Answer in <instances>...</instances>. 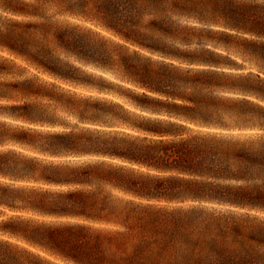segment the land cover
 Instances as JSON below:
<instances>
[{
	"label": "trees",
	"instance_id": "trees-1",
	"mask_svg": "<svg viewBox=\"0 0 264 264\" xmlns=\"http://www.w3.org/2000/svg\"><path fill=\"white\" fill-rule=\"evenodd\" d=\"M262 73L264 0H0V264H264Z\"/></svg>",
	"mask_w": 264,
	"mask_h": 264
},
{
	"label": "rangeland",
	"instance_id": "rangeland-1",
	"mask_svg": "<svg viewBox=\"0 0 264 264\" xmlns=\"http://www.w3.org/2000/svg\"><path fill=\"white\" fill-rule=\"evenodd\" d=\"M81 23L80 24H82V25H84V26H88V27H91V28H93L95 31H99V32H101L102 34L101 35H104L105 37H107L108 39H114V40H117V41H119V36H115L112 32H110V31H108L107 29H105L104 27H102L101 25H99V24H95L94 22H92V21H80ZM62 24V22L61 21H59V25H61ZM197 25H199V24H197ZM59 56H61V58H63V59H65V60H69V61H71V62H74V59L73 58H66L64 55H62V54H60ZM24 65H26V64H24ZM30 69H36V68H34V67H30ZM87 69H91V68H87ZM254 70H257V69H254ZM262 75L264 76V74L262 73Z\"/></svg>",
	"mask_w": 264,
	"mask_h": 264
}]
</instances>
